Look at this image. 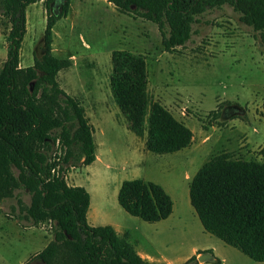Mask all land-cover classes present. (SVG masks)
Here are the masks:
<instances>
[{
    "label": "rangeland",
    "instance_id": "1",
    "mask_svg": "<svg viewBox=\"0 0 264 264\" xmlns=\"http://www.w3.org/2000/svg\"><path fill=\"white\" fill-rule=\"evenodd\" d=\"M65 1L51 0L50 12H59ZM45 23L44 0L28 4L20 66L32 64L43 53ZM192 29L184 47L168 52L150 20L120 12L107 0H68L66 16L52 27V53L70 58L72 64L57 74L59 85L77 98L78 93H92L91 103L84 107L97 159L84 165L72 156L65 162L60 143L49 141V160L68 184L82 185L89 192L90 224L112 225L155 262L182 264L197 248L210 249L220 260H197L202 264H264L206 232L188 196L192 175L211 155L223 150L247 159L263 155V44L228 4L197 15ZM7 31L8 20L0 14V68L6 57ZM114 49L145 55L147 108L158 101L182 120L192 130L189 146L154 153L145 148V134L137 135L127 127L109 86ZM137 177L165 189L173 202L169 216L147 222L119 205L120 183ZM21 197L29 202L26 192ZM14 204L15 198L0 201V264L27 260L42 264L33 256L52 238L51 222L18 219L17 210H11Z\"/></svg>",
    "mask_w": 264,
    "mask_h": 264
},
{
    "label": "trees",
    "instance_id": "2",
    "mask_svg": "<svg viewBox=\"0 0 264 264\" xmlns=\"http://www.w3.org/2000/svg\"><path fill=\"white\" fill-rule=\"evenodd\" d=\"M36 1L0 0V14L8 20L6 57L0 68V201L15 198L11 210H17L18 219L51 222L52 238L33 256L42 264H167L142 257L112 225L90 224L89 192L82 185L68 184L54 171L49 141L63 147V161L74 156L84 165L95 160V147L83 106L56 79L57 72L71 64L70 58L52 53V27L66 16L68 0L55 14L50 12L51 0H44L43 53L30 65L19 64L26 7ZM107 1L120 12L155 23L168 52L190 40L197 15L228 4L259 34L264 53V0ZM110 58L113 99L127 127L137 135L146 134L145 148L168 153L189 146L192 130L182 120L158 101L147 108L145 55L114 49ZM22 192L29 195L28 203ZM188 196L206 232L253 260L264 261V151L261 159L225 150L211 155L192 175ZM117 201L127 213L147 222L166 218L173 207L160 184L139 177L120 183ZM182 264H198L196 255Z\"/></svg>",
    "mask_w": 264,
    "mask_h": 264
},
{
    "label": "crops",
    "instance_id": "3",
    "mask_svg": "<svg viewBox=\"0 0 264 264\" xmlns=\"http://www.w3.org/2000/svg\"><path fill=\"white\" fill-rule=\"evenodd\" d=\"M71 66H72V64H71ZM71 66H69V67H71ZM68 67V68H69ZM67 68V67H66ZM61 70H59L58 72H57V74L60 72ZM57 74H56V79H57ZM58 81V80H57ZM58 83H59V81H58ZM90 94H92V93H89V95H87V94H83V93H78V94H76L77 96H78V98L77 97H75L76 99H78L80 102H81V104H82V106H83V109H84V115H85V117H86V114H85V103H87V102H90L91 103V95ZM93 104V103H92ZM87 118V117H86ZM87 120H88V123H89V119L87 118ZM89 125L91 126V128H92V125L89 123ZM144 135V134H143ZM142 135V136H143ZM145 136H146V134H145ZM92 137H93V129H92ZM146 139V138H145ZM93 141H94V138H93ZM94 147H95V142H94ZM97 159V154L95 153V160ZM172 209H173V207H172ZM87 216V215H86ZM199 250H204V249H197V248H194L193 249V254H195L196 256L199 254V253H197V251H199ZM139 253V252H138ZM142 257H144V258H146V259H148V260H152V259H150L147 255H145L144 253H139ZM213 259H214V256H213ZM213 259H211L212 261H213ZM153 261V260H152ZM219 262H220V260H219ZM204 263V262H203ZM198 264H202V263H198Z\"/></svg>",
    "mask_w": 264,
    "mask_h": 264
},
{
    "label": "water",
    "instance_id": "4",
    "mask_svg": "<svg viewBox=\"0 0 264 264\" xmlns=\"http://www.w3.org/2000/svg\"><path fill=\"white\" fill-rule=\"evenodd\" d=\"M196 258L199 261H206L213 259V255L209 252H201L200 254L197 255Z\"/></svg>",
    "mask_w": 264,
    "mask_h": 264
},
{
    "label": "built area",
    "instance_id": "5",
    "mask_svg": "<svg viewBox=\"0 0 264 264\" xmlns=\"http://www.w3.org/2000/svg\"><path fill=\"white\" fill-rule=\"evenodd\" d=\"M58 174V173H57ZM60 176V175H59ZM60 177H62V176H60Z\"/></svg>",
    "mask_w": 264,
    "mask_h": 264
}]
</instances>
